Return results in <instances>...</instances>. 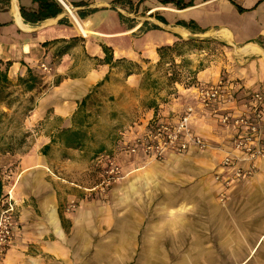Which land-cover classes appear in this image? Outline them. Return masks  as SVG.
Segmentation results:
<instances>
[{"label": "crops", "instance_id": "1", "mask_svg": "<svg viewBox=\"0 0 264 264\" xmlns=\"http://www.w3.org/2000/svg\"><path fill=\"white\" fill-rule=\"evenodd\" d=\"M48 1L59 13L29 23L20 7L37 12L36 2L0 0V62L1 66L9 62V81L15 84L31 74L47 84L32 112L37 121L49 114L60 120L58 129L77 133L84 115H96L109 123L110 133L125 140L142 135L151 119L174 121L193 106L191 130L212 147L202 152L191 148L162 159L122 160L120 176L107 192L98 185L96 194L101 198L83 199L76 210L63 211L64 218L59 212L60 193L50 182L47 199L59 230L50 226L54 239L37 249L53 262L33 264H187L207 255L216 257L219 246H264V226L255 228L244 220L259 213L250 208L254 203L263 206L259 202L264 194V163L251 178L229 190L224 206L218 204L212 168L219 162L215 164L216 157L230 147V133L219 130L220 111L203 109L193 89L232 79L244 93L264 91V0H192L184 8L158 0H129L131 5L116 0H61L75 9L73 16L59 0ZM190 21L196 28L180 24ZM187 34L200 37L186 38ZM214 40L221 43L217 53L210 48ZM175 43H184L175 61L187 63L183 71L190 73L191 81H174L159 92L155 83H145L146 75L159 62L158 49ZM76 141L72 147H81ZM44 198L35 199L42 209ZM218 220L230 223L225 239L218 236ZM79 230H112L115 237H69ZM251 230L259 233L254 236ZM11 241L3 261L22 264Z\"/></svg>", "mask_w": 264, "mask_h": 264}, {"label": "rangeland", "instance_id": "2", "mask_svg": "<svg viewBox=\"0 0 264 264\" xmlns=\"http://www.w3.org/2000/svg\"><path fill=\"white\" fill-rule=\"evenodd\" d=\"M148 2H153V0H148ZM220 47L221 43L217 40H214L210 45V48L216 53ZM175 57V54H168L162 64H157L152 71L147 73L145 83H155L154 87L159 92H163V89L174 81L190 82V73L183 71V66L187 63H177ZM1 67L4 68V65ZM23 79H25L24 82L18 79L15 84L9 82L0 92V180L4 195L0 198V213L5 208V200L9 199L14 208L10 238L11 244H13L12 252L21 257L22 264L25 262L33 264L37 261L52 263L51 257L40 255L37 249L42 242H50L54 237L49 223L44 218L41 205L35 201L36 197L47 196L51 191L49 184L52 182L60 193L59 212L64 218L62 212L76 210L83 199L90 202L97 197L101 198L96 194L99 192L98 185L105 188L106 192L111 187V183L116 178L108 183L112 175L108 172L110 169L109 160L118 165L120 161L133 156H146L139 150L136 153H130L127 150L134 138L141 134L132 139H125L126 141L119 140L121 135L110 133L109 123L96 115L88 114V118L84 115V118L80 119L79 126L75 129L77 135L68 129H58L60 120L49 114L37 121L32 112L37 98L40 97L47 84H43V80L32 75ZM150 103L149 100L145 102L147 105ZM85 122L87 123L85 124ZM218 127L219 130L223 128L222 126ZM54 128L58 130L50 134ZM77 138L79 139L78 143L82 146L73 148ZM46 141L49 147L44 149ZM210 146L212 147L211 144ZM100 147L103 149L98 150ZM220 157L218 159L216 157L215 164L220 160ZM67 160L68 162L65 163ZM36 163L43 167H37ZM216 166H213L214 169L212 168L211 184L216 192V197L214 195L216 201L219 205L224 206L229 199L227 200L226 197L219 201L213 180ZM105 190L103 191L105 192ZM101 200L107 201V197H103ZM259 204H263V206L257 207L258 203H254L250 207L258 209L259 213L249 215L244 219L249 226L255 228L258 227V224L264 226V194ZM227 224L230 223L217 221V227L220 230L218 236L221 239L228 237L225 231ZM243 226L245 227V225ZM87 233L89 236L86 235ZM249 233L256 236L259 232L251 230ZM69 237L78 240L87 237L113 240L115 236L112 230L91 232L79 230L70 233ZM7 247L8 245L0 254V264H6L3 258ZM21 252L24 253L23 256L20 255ZM215 252L216 257L207 255L203 256L199 262L187 264H264V246L256 245L244 248L219 246L215 248Z\"/></svg>", "mask_w": 264, "mask_h": 264}, {"label": "built area", "instance_id": "3", "mask_svg": "<svg viewBox=\"0 0 264 264\" xmlns=\"http://www.w3.org/2000/svg\"><path fill=\"white\" fill-rule=\"evenodd\" d=\"M59 3L73 16L69 10L74 9L71 5L61 0ZM193 89L195 99L203 109L220 111L218 122L230 133V147L223 151L213 174L219 201H222L235 184L251 178L258 171V165L264 163V91L256 89L244 93L238 81L232 79L194 85ZM241 94L244 100L239 104ZM194 115L193 106H187L174 121L156 117L142 135L134 138L127 150L130 153L139 150L154 159H162L168 154H184L191 148L206 151L210 148L209 142L191 130ZM108 163V172L112 174L108 180L110 183L120 176V169L115 162L109 160ZM13 209L12 202L6 199L5 208L0 213V254L10 242Z\"/></svg>", "mask_w": 264, "mask_h": 264}, {"label": "trees", "instance_id": "4", "mask_svg": "<svg viewBox=\"0 0 264 264\" xmlns=\"http://www.w3.org/2000/svg\"><path fill=\"white\" fill-rule=\"evenodd\" d=\"M34 2H36L38 4V11L37 12H26L22 7H20V14L23 18V20L25 22H29V23H35L37 21L43 20L45 18L54 16L55 14L59 13L60 9L59 8H55L54 4L52 2H49L48 0H33ZM117 3H121V4H130L131 2L129 0H116ZM142 1V0H139ZM160 3H173L175 6L177 7H188L192 5V0H187L185 2V0H158ZM131 5V4H130ZM122 6V5H119ZM237 9L239 11H242L240 7L237 6ZM180 24H182L183 26L187 27V28H191L194 29L196 28V24L193 21L190 22H181ZM184 43H175L172 46H162L158 49V55H159V62L158 64H162L165 60V57L169 54V55H178L180 53V47H183ZM103 50L105 51V48H103ZM110 58V57H109ZM109 58H107V54H105V60H109ZM9 66V62H6V64H4V68L1 67V62H0V92L2 90L3 87H5L10 81L8 79L7 76V67ZM30 72V71H29ZM29 77H31V74L29 75ZM34 79V78H33ZM20 80H22L23 82L25 81V79L20 78ZM75 135H77V133H74ZM76 141V140H75ZM72 144V143H71ZM68 144V145H71ZM49 145L46 144L43 146L44 149L48 148ZM3 195V190H2V182L0 180V198H2Z\"/></svg>", "mask_w": 264, "mask_h": 264}, {"label": "bare ground", "instance_id": "5", "mask_svg": "<svg viewBox=\"0 0 264 264\" xmlns=\"http://www.w3.org/2000/svg\"><path fill=\"white\" fill-rule=\"evenodd\" d=\"M70 12L73 14V10L70 9ZM81 29L84 33H87L86 29H84V27L81 25ZM33 161V160H32ZM35 165H37V167L41 168L43 167V165L36 163ZM43 210H44V218L46 219V221L49 223L50 226L56 228V230L58 231L59 229L57 228V223H56V215H55V211L52 208V206L49 204L47 196H45L44 200H43Z\"/></svg>", "mask_w": 264, "mask_h": 264}, {"label": "water", "instance_id": "6", "mask_svg": "<svg viewBox=\"0 0 264 264\" xmlns=\"http://www.w3.org/2000/svg\"><path fill=\"white\" fill-rule=\"evenodd\" d=\"M111 7H114V6H112L111 5ZM75 9H73V11H74ZM200 36H194V35H190V34H187L186 35V38H193V39H195V38H199Z\"/></svg>", "mask_w": 264, "mask_h": 264}]
</instances>
